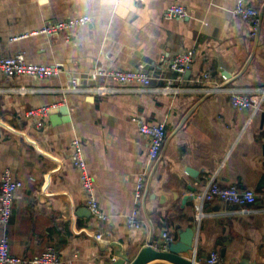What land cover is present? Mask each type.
Here are the masks:
<instances>
[{
  "label": "crops",
  "instance_id": "1",
  "mask_svg": "<svg viewBox=\"0 0 264 264\" xmlns=\"http://www.w3.org/2000/svg\"><path fill=\"white\" fill-rule=\"evenodd\" d=\"M238 1L0 0V56L23 52L29 62L63 68L48 78L0 75V170L23 182L9 225L10 251L23 264L50 247L59 264L132 261L150 242L161 249L163 232L177 241L190 225L201 264L212 251L220 253L217 264H264L261 201L249 212L219 199L204 202L206 215L196 219L197 196L213 180L264 192V102L257 111L237 110L230 97L264 87V0H246L258 12L255 35L235 12ZM172 4L185 6L188 15L166 18ZM81 15L92 22L32 33ZM184 49H193L195 58L185 73L169 72L178 88L170 94L157 90L165 82L145 88L91 77L97 69L158 68L162 57ZM99 84L114 90L91 89ZM215 84L223 89L208 93ZM41 106L50 110L38 125L28 111ZM133 116L166 124L158 160H150V139ZM76 137L108 220L96 219L87 206L74 165ZM140 176L145 188L137 200ZM131 217L140 227L129 226Z\"/></svg>",
  "mask_w": 264,
  "mask_h": 264
},
{
  "label": "built area",
  "instance_id": "2",
  "mask_svg": "<svg viewBox=\"0 0 264 264\" xmlns=\"http://www.w3.org/2000/svg\"><path fill=\"white\" fill-rule=\"evenodd\" d=\"M144 1V0H140ZM235 12L247 20L252 26V34L255 35L258 30L259 17L257 10L249 5L246 0H239L236 4ZM166 18H184L188 15L185 6L180 4H172L164 10ZM92 16L81 15L75 18L60 20L43 26L37 30L35 34H55L61 31H68L79 26L92 22ZM26 36V35H23ZM22 36V37H23ZM17 39V38H16ZM195 58L193 49H184L170 58L162 57L158 68H140L129 70H95L91 77L96 81L98 78L104 80H112L120 85L137 83L145 88L151 86L154 81L158 83L165 82L164 85L157 87V90L164 94L176 92L178 88L174 85L176 79H173L168 74L174 72L183 74L188 70ZM63 68L60 65H47L29 62L23 52H19L12 56H0V75L16 76L30 75L39 78H48L60 74ZM205 78H210L208 73ZM93 91L100 94H106L114 90L106 84H99L91 88ZM221 84H215L206 88L208 93H213L222 90ZM29 89L21 87L20 91L26 92ZM254 94L245 92H232L231 103L237 110H245L252 108L257 111L261 108L264 102V87L256 90ZM50 108L41 106L32 108L28 111V115L37 118V124L41 125L43 119L48 116ZM132 121L138 125L139 131L149 137V158L151 161L159 159L163 146L167 138L166 124L164 122L148 123L139 116H133ZM74 149V165L80 172V177L86 193V203L92 214L98 220H108L109 216L105 214L97 200L95 194V177L90 172L83 149V143L80 138L76 137L72 141ZM0 264H23L25 260L14 255L10 251L9 225L14 209V200L16 192L23 186V182L16 179L10 169L0 170ZM145 188V177L140 176L137 180L135 197L140 200L143 196ZM200 201L196 219L200 221L206 212L203 209L204 202H211L219 199L230 204L239 206V212L251 211L250 206L254 205L258 200L263 203V207L258 208V211L264 210V192H256L251 189H240L235 185H221L217 181H211L207 188L197 196ZM257 210V209H255ZM130 227H140V224L134 217L129 218ZM98 239L103 237L101 232L96 234ZM162 250H168L170 243L175 241V237L169 232H163ZM221 260L218 251H212L206 259V264H217ZM32 264H59L60 258L56 250L52 247L48 248L40 255L29 260Z\"/></svg>",
  "mask_w": 264,
  "mask_h": 264
},
{
  "label": "water",
  "instance_id": "3",
  "mask_svg": "<svg viewBox=\"0 0 264 264\" xmlns=\"http://www.w3.org/2000/svg\"><path fill=\"white\" fill-rule=\"evenodd\" d=\"M62 112L67 113L66 107L60 109ZM53 109L50 112H56ZM196 237V230L193 225H190L185 230L180 232V238L177 241L170 243L168 250H162L153 246L150 242L147 246L143 247L135 259L130 261L128 258L120 257L114 260L111 264H148L155 260H165L173 264H201L200 257L194 252V243ZM192 252V255L188 254ZM225 255V251L222 252Z\"/></svg>",
  "mask_w": 264,
  "mask_h": 264
}]
</instances>
